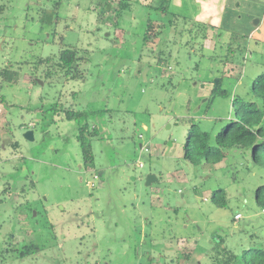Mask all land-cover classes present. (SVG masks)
I'll use <instances>...</instances> for the list:
<instances>
[{"label": "rangeland", "instance_id": "1", "mask_svg": "<svg viewBox=\"0 0 264 264\" xmlns=\"http://www.w3.org/2000/svg\"><path fill=\"white\" fill-rule=\"evenodd\" d=\"M97 1L0 0V70L20 72L0 86V264H212L220 239L246 264L245 250L264 248V157L252 164L235 148L196 165L185 146L193 121L214 140L235 99L252 98L264 0H136L118 28L98 22ZM148 18L167 23L160 37L146 33ZM223 20L235 33L223 30L214 49ZM205 24L218 28L203 41ZM69 47L85 59L82 79L56 68ZM70 105L100 129L88 167ZM218 189L226 207L212 201ZM32 241L43 249L22 257Z\"/></svg>", "mask_w": 264, "mask_h": 264}, {"label": "trees", "instance_id": "2", "mask_svg": "<svg viewBox=\"0 0 264 264\" xmlns=\"http://www.w3.org/2000/svg\"><path fill=\"white\" fill-rule=\"evenodd\" d=\"M168 2L169 0H162ZM136 0H98L97 1V19L99 23H106L119 27L120 18L124 15L125 11L133 8ZM162 4V3H161ZM7 2H0V15H3L7 9ZM43 8V7H42ZM163 11H167L166 5L159 7ZM153 21L148 18L146 33H153L155 37H160L163 33V27L167 23L160 24L158 29H155ZM225 21L221 27L213 26L212 24H205L204 33L202 39H207V33L210 29H217V41L216 49L222 31H227L230 34L234 31L226 28ZM196 24L191 26V29L198 28ZM182 32V31H181ZM252 32V31H251ZM251 32L245 34V37H249ZM148 39L147 35L144 37V41ZM233 37L228 36L227 44H231ZM195 44V40L193 41ZM161 50L160 52H162ZM85 60L84 57L78 55V50L75 48L63 49L56 61V68L58 71H62L69 78L82 79L81 60ZM54 62L53 58L41 59V63L47 65ZM158 62L164 64V59L159 56ZM49 70L45 75L49 77L51 75ZM20 77V72L12 70L10 66H7L0 70V86L3 83H16ZM217 85V84H216ZM216 88L214 89V91ZM252 98L243 99L236 98L234 102L235 117L230 119L229 122L222 127L213 140L209 131L200 129L196 122H192L189 129L186 146H185V159L189 160L193 164H216L221 162L231 150L235 148L249 149L252 164H261V160L264 157V69L254 79L250 87ZM1 98V97H0ZM1 101H4L2 98ZM64 114L67 119L76 120L78 122V140L80 141L82 148V157L85 166L94 162V153L91 143L93 136L100 135L99 127L94 126L90 130V124L88 119L90 115L88 111L77 110L73 105H70L64 109ZM13 146H18V143H13ZM255 199L257 205L264 209V185H261L255 193ZM212 201L218 207H226L229 202L227 191L224 189H218L212 194ZM224 241L222 239L217 240L211 247L212 252V264H234L237 259V255L230 252L224 247ZM43 247L37 242L25 243L19 248L20 255L22 257L40 252ZM241 259L246 264H264V248L251 247L245 250L241 256Z\"/></svg>", "mask_w": 264, "mask_h": 264}, {"label": "water", "instance_id": "3", "mask_svg": "<svg viewBox=\"0 0 264 264\" xmlns=\"http://www.w3.org/2000/svg\"><path fill=\"white\" fill-rule=\"evenodd\" d=\"M33 134L34 132L32 130H28L25 132V137L27 139H33ZM156 180H157V176L155 174H149L147 177V184L150 185Z\"/></svg>", "mask_w": 264, "mask_h": 264}, {"label": "built area", "instance_id": "4", "mask_svg": "<svg viewBox=\"0 0 264 264\" xmlns=\"http://www.w3.org/2000/svg\"><path fill=\"white\" fill-rule=\"evenodd\" d=\"M241 218H242V214H241V213H237V214L235 215V219L239 220V219H241Z\"/></svg>", "mask_w": 264, "mask_h": 264}, {"label": "flooded vegetation", "instance_id": "5", "mask_svg": "<svg viewBox=\"0 0 264 264\" xmlns=\"http://www.w3.org/2000/svg\"><path fill=\"white\" fill-rule=\"evenodd\" d=\"M98 177V176H97ZM99 178V177H98ZM92 185H94V182H92Z\"/></svg>", "mask_w": 264, "mask_h": 264}, {"label": "crops", "instance_id": "6", "mask_svg": "<svg viewBox=\"0 0 264 264\" xmlns=\"http://www.w3.org/2000/svg\"><path fill=\"white\" fill-rule=\"evenodd\" d=\"M263 14H264V12H263ZM217 31V30H216ZM250 37V36H249Z\"/></svg>", "mask_w": 264, "mask_h": 264}]
</instances>
